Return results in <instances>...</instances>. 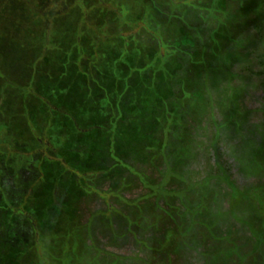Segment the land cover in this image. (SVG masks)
I'll return each instance as SVG.
<instances>
[{
    "label": "rangeland",
    "instance_id": "obj_1",
    "mask_svg": "<svg viewBox=\"0 0 264 264\" xmlns=\"http://www.w3.org/2000/svg\"><path fill=\"white\" fill-rule=\"evenodd\" d=\"M263 1L0 0V165L33 166L0 241L44 242L27 264H264Z\"/></svg>",
    "mask_w": 264,
    "mask_h": 264
},
{
    "label": "trees",
    "instance_id": "obj_2",
    "mask_svg": "<svg viewBox=\"0 0 264 264\" xmlns=\"http://www.w3.org/2000/svg\"><path fill=\"white\" fill-rule=\"evenodd\" d=\"M129 7H130V5H129ZM121 9V12H120V15H121V17L123 16V14H124V17L125 18H129V19H131V21L130 22H132V23H140L141 25H142V28H143V32H145L148 36H156V35H154V30H156L157 28H158V24H159V22H161V33H162V35H165V37L167 38V40L165 41V42H167V46L169 45V43L170 42H173V38H174V34H177V35H181V33H179L178 32V30H173L172 28H170V26H171V24L170 23H167L166 24V22L167 21H164V22H162V21H156V22H153V21H151L150 19H152L153 20V13L151 12V8L149 9V11L146 13H144L143 15H142V18H141V20H139V19H133L134 18V16H135V14H136V11H137V9L136 10H132L131 8H129L130 10H129V12H128V8H125V9H123L122 8V6L120 7ZM259 8H261V9H264V1L261 3V5H260V7ZM119 10V11H120ZM122 10H124V11H122ZM264 11V10H263ZM127 12L129 13V15H126L127 14ZM127 16V17H126ZM116 17H118V14L116 13ZM119 18V22L120 21H122L123 19H121L120 18V16L118 17ZM127 18V19H128ZM126 20V19H125ZM134 20V21H133ZM158 22V23H157ZM117 24H119V23H117ZM262 29L264 30V25L262 26ZM168 36V37H167ZM162 38V37H161ZM163 39V38H162ZM169 48H167V50H168ZM171 50V49H170ZM169 51V50H168ZM96 52V51H95ZM94 52V53H95ZM94 53L91 55V60H93V57H94ZM169 55V53L168 52H165L164 53V55H163V57H166V56H168ZM97 58H99V54L98 55H96V59ZM91 60H88L87 62H91L92 64L94 63H96L95 62V59H94V61H91ZM120 63L122 62V60L121 61H119ZM262 64L264 65V61L262 60ZM120 66H123V64H121ZM261 73H264V69L263 70H261V71H259V74H261ZM110 74V73H109ZM112 76H111V74L108 76V78H111ZM118 109V111H117V113H119V117H120V115H121V112H120V110L122 111V109H119V107H117ZM123 112V111H122ZM84 114H87V111H85L84 112ZM107 123L109 122V121H106ZM106 123V124H107ZM100 124H102V123H100ZM109 125H111V123H108ZM91 125H93V124H91ZM91 125H89V126H91ZM92 127V126H91ZM99 128V127H98ZM102 129V128H101ZM107 129H110V131L111 130H113L114 131V127L113 128H107ZM100 130V129H99ZM107 131V130H106ZM117 133L114 135V138L116 137V139H115V141H114V138L111 136V135H109L107 132L105 133H103L105 136L104 137H102L101 135H99V143H98V145H100V146H102L103 144H104V146H105V149H106V151L105 152H103V154H106L105 156H106V158H108V156H107V154L109 155H111L114 151H116V152H118V147L116 146V144H118L117 142H123V141H125L126 140V137H127V135H128V131H127V129H122V131H116ZM124 132H127V133H124ZM111 138H113L112 140H111ZM119 141H118V140ZM91 141H95L94 139H93V137H91L90 138V140H89V142L91 143ZM114 142V143H113ZM115 144V146L116 147H114V151H113V145ZM138 144H141V142H139ZM113 151V152H112ZM116 157V159L115 160H117V162H120V161H122V158H120V157H118V156H115ZM25 219H27V218H25ZM30 219V217H28V220ZM37 239V238H36ZM36 240H33V243L34 244H31V245H29V246H21V245H18L17 243H6L5 241H3V242H1L0 241V248L2 249V250H7V252H9V258L12 260V262H14L15 264H27V261H26V258H28V256H36V258H37V254H35V251H37V249H36V247H37V245H43V243L44 242H42V241H36ZM36 258H34V259H36ZM31 263V262H30ZM41 262H40V260L39 259H36V261H34L32 264H40ZM42 264H43V262H42Z\"/></svg>",
    "mask_w": 264,
    "mask_h": 264
},
{
    "label": "flooded vegetation",
    "instance_id": "obj_3",
    "mask_svg": "<svg viewBox=\"0 0 264 264\" xmlns=\"http://www.w3.org/2000/svg\"><path fill=\"white\" fill-rule=\"evenodd\" d=\"M34 140L36 141V147H38L34 152L36 154L41 153V154L45 155L44 150L46 147L50 146L49 141H46V140L43 141V139L41 137H36V136H34ZM16 150H18V149H16ZM13 151H15L14 148H13ZM29 154H32V153L28 152L25 154L26 155L25 161H30L29 157L32 158L31 160H35V158L38 157V155L35 156L36 154H34V155H29ZM12 163L9 164V166H1L0 165V190H2V192H0V194L3 193L7 197H9L8 196L9 194L16 193L19 190H21V188H24L25 182L28 181L25 178V175H26V173L28 174V172L30 173L31 171H29L28 169L33 167L31 164H28V163H22L23 165H21L19 167H17L16 165L13 166ZM15 168H17V169H15ZM35 174H37V173H35ZM5 185L8 187H6Z\"/></svg>",
    "mask_w": 264,
    "mask_h": 264
}]
</instances>
